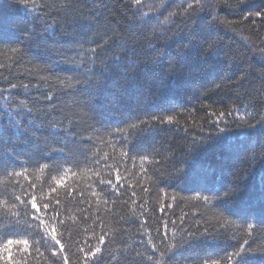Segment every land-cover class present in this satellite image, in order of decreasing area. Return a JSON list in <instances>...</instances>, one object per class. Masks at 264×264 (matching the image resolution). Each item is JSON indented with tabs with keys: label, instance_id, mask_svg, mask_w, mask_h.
<instances>
[{
	"label": "trees",
	"instance_id": "trees-1",
	"mask_svg": "<svg viewBox=\"0 0 264 264\" xmlns=\"http://www.w3.org/2000/svg\"><path fill=\"white\" fill-rule=\"evenodd\" d=\"M86 262L264 264V0H0V264Z\"/></svg>",
	"mask_w": 264,
	"mask_h": 264
},
{
	"label": "snow or ice",
	"instance_id": "snow-or-ice-1",
	"mask_svg": "<svg viewBox=\"0 0 264 264\" xmlns=\"http://www.w3.org/2000/svg\"><path fill=\"white\" fill-rule=\"evenodd\" d=\"M136 3L139 4L140 3V0H136ZM107 43L108 42L105 41V44H107ZM93 51H95V49H93ZM13 87H16V86L13 85ZM32 207L33 208H36L37 207V205H36V203H35L34 200H33V203H32ZM44 207L47 208L48 205L45 204ZM52 233L53 234L51 235V240L54 242V245H60V240L57 239V237L55 235V229L52 230ZM8 243H9V245L12 244V243H16V244H22V245H25L26 246L28 242L26 240H20V241H9ZM5 251L6 252L9 251L8 246H5ZM24 251H27V248L26 247L24 248ZM100 251H101V249L99 247H97L96 248V252H100ZM96 252H93L91 254L94 256L96 254ZM8 259H11V257H8ZM64 259H67V258L65 257ZM86 264H87V262H86Z\"/></svg>",
	"mask_w": 264,
	"mask_h": 264
}]
</instances>
